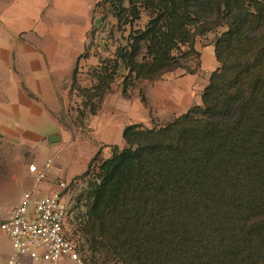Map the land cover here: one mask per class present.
Returning a JSON list of instances; mask_svg holds the SVG:
<instances>
[{
    "label": "trees",
    "instance_id": "16d2710c",
    "mask_svg": "<svg viewBox=\"0 0 264 264\" xmlns=\"http://www.w3.org/2000/svg\"><path fill=\"white\" fill-rule=\"evenodd\" d=\"M101 5L131 31L84 90L90 115L122 68L124 96L137 81L178 69L197 74V39L224 29L214 44L219 67L202 105L165 126L126 127V148L97 154L74 178L77 213L67 238L95 264H264V0ZM143 12L149 21L135 30Z\"/></svg>",
    "mask_w": 264,
    "mask_h": 264
},
{
    "label": "crops",
    "instance_id": "0c3cea01",
    "mask_svg": "<svg viewBox=\"0 0 264 264\" xmlns=\"http://www.w3.org/2000/svg\"><path fill=\"white\" fill-rule=\"evenodd\" d=\"M99 1L0 0V136L15 145V179L32 183L28 162L43 166L53 160L40 196L82 175L99 152L110 158L113 148H126V127L165 126L202 105L205 77L219 67L209 44L199 50L201 76L151 84L142 97L106 96L86 121L87 135L71 137L57 115L59 94L84 61Z\"/></svg>",
    "mask_w": 264,
    "mask_h": 264
},
{
    "label": "rangeland",
    "instance_id": "374dc122",
    "mask_svg": "<svg viewBox=\"0 0 264 264\" xmlns=\"http://www.w3.org/2000/svg\"><path fill=\"white\" fill-rule=\"evenodd\" d=\"M102 1L103 0H100L99 2L101 3ZM96 5L93 18L94 25L88 35V49L82 57L84 61L79 67H77L76 83L74 84L72 76V79L69 82H65L64 87L61 89L59 94L61 110L57 115L65 130L73 137L78 135L79 132L83 135H87L88 128L86 121L91 115L89 114V107H86L87 100L83 97V94L85 93L84 90H87L92 85L96 84V80L94 79L96 69L98 67H109L108 62L115 58L117 49L128 44V37L131 31L129 26L121 28L118 27L117 20L112 16L110 9L107 6L101 5L99 8H96ZM85 6H88V3ZM148 21L149 18L147 13L143 12L141 20L137 21L133 27L135 30L144 29ZM223 31L224 29H218L215 33H210L204 37L198 38L196 42L197 51L200 52V49L209 44L214 45L217 35ZM200 62L202 65L201 58ZM196 63L197 60H194L190 67L194 68ZM126 74L127 72L123 68L118 72L115 83L112 85L113 90L106 96L111 95L113 98L123 96L129 99H132L134 96L142 97L145 94L146 88H148L151 84H156L166 80H177L186 75L184 70L178 69L170 74H166L160 81H137L135 86L131 88L129 96H124L122 94V83ZM197 74H200L201 76V69ZM211 74L205 77L208 80L206 81L207 85ZM98 112L99 110L97 113ZM14 151L15 145L8 143L3 136H0V264H7L13 252L10 237L1 231V223L4 221L9 210L21 201L25 192L32 185V183L23 178L15 179L16 174L14 171L17 166V158L15 159L16 153ZM98 154L99 158L104 159L102 152H99ZM11 157L13 158L12 164ZM56 162L59 164L62 163L60 160H56ZM31 164L37 163L29 161L28 166ZM73 180L66 182L69 185V189L65 192L69 207L70 221V224L68 223L66 229L68 238L73 231V217H75L77 213L74 209L76 206L75 196L77 190L70 187ZM77 253L84 264H95L87 262L79 250H77ZM59 264L75 263L64 261Z\"/></svg>",
    "mask_w": 264,
    "mask_h": 264
},
{
    "label": "built area",
    "instance_id": "2783aa9c",
    "mask_svg": "<svg viewBox=\"0 0 264 264\" xmlns=\"http://www.w3.org/2000/svg\"><path fill=\"white\" fill-rule=\"evenodd\" d=\"M52 166L49 159L43 166L28 167L32 185L1 223V231L10 237L13 247L9 264H84L66 235L69 207L65 191L69 185L60 182L54 192L40 196Z\"/></svg>",
    "mask_w": 264,
    "mask_h": 264
},
{
    "label": "water",
    "instance_id": "95a60500",
    "mask_svg": "<svg viewBox=\"0 0 264 264\" xmlns=\"http://www.w3.org/2000/svg\"><path fill=\"white\" fill-rule=\"evenodd\" d=\"M54 137H56V136H53V137H52V138H53V139H51L52 142H56V141L54 140Z\"/></svg>",
    "mask_w": 264,
    "mask_h": 264
}]
</instances>
